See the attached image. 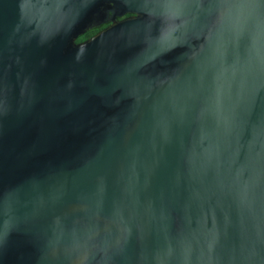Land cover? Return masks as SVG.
I'll return each mask as SVG.
<instances>
[{
	"label": "water",
	"instance_id": "1",
	"mask_svg": "<svg viewBox=\"0 0 264 264\" xmlns=\"http://www.w3.org/2000/svg\"><path fill=\"white\" fill-rule=\"evenodd\" d=\"M0 264H264V0H0Z\"/></svg>",
	"mask_w": 264,
	"mask_h": 264
},
{
	"label": "flooded vegetation",
	"instance_id": "2",
	"mask_svg": "<svg viewBox=\"0 0 264 264\" xmlns=\"http://www.w3.org/2000/svg\"><path fill=\"white\" fill-rule=\"evenodd\" d=\"M130 16H132L131 14H125V15H123V16H121V17H118L117 19L118 20H121V19H123V18H126V17H130ZM111 22L110 21H108V22H106V23H104V24H102L101 26H99L98 28H96L95 30H96V32H98L99 30H101L102 28H104V27H106V26H108L109 24H110ZM91 31V30H90ZM89 32V31H88ZM87 33V32H86ZM85 34V33H84ZM83 34V35H84ZM94 35V34H93ZM81 37V36H80ZM91 37V36H90ZM89 38V37H88ZM87 39V38H86ZM86 39H83V40H86ZM83 40H81V41H83ZM76 42H80V41H77L76 40Z\"/></svg>",
	"mask_w": 264,
	"mask_h": 264
},
{
	"label": "trees",
	"instance_id": "3",
	"mask_svg": "<svg viewBox=\"0 0 264 264\" xmlns=\"http://www.w3.org/2000/svg\"><path fill=\"white\" fill-rule=\"evenodd\" d=\"M95 33H96V30L93 29V30H91V31H89V32H87V33H85V34L82 35L81 37H79V38L77 39V41H81V40H83V39H86V38L92 36V35L95 34Z\"/></svg>",
	"mask_w": 264,
	"mask_h": 264
}]
</instances>
